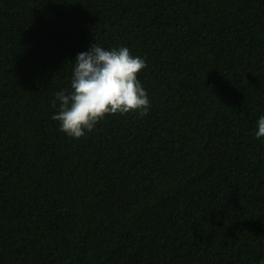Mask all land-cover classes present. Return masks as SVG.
<instances>
[{
	"label": "trees",
	"instance_id": "1",
	"mask_svg": "<svg viewBox=\"0 0 264 264\" xmlns=\"http://www.w3.org/2000/svg\"><path fill=\"white\" fill-rule=\"evenodd\" d=\"M125 46L151 107L51 119L77 53ZM264 0H0V264H259Z\"/></svg>",
	"mask_w": 264,
	"mask_h": 264
},
{
	"label": "clouds",
	"instance_id": "2",
	"mask_svg": "<svg viewBox=\"0 0 264 264\" xmlns=\"http://www.w3.org/2000/svg\"><path fill=\"white\" fill-rule=\"evenodd\" d=\"M71 64L70 87L54 93L57 110L51 116L67 137L79 139L92 132L106 114H148L151 102L137 75L146 67L143 57L125 46L106 49L94 41ZM256 124L255 137L264 139V115Z\"/></svg>",
	"mask_w": 264,
	"mask_h": 264
}]
</instances>
